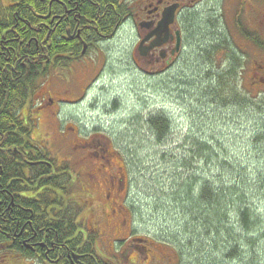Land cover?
<instances>
[{
    "label": "rangeland",
    "instance_id": "1",
    "mask_svg": "<svg viewBox=\"0 0 264 264\" xmlns=\"http://www.w3.org/2000/svg\"><path fill=\"white\" fill-rule=\"evenodd\" d=\"M240 1L194 0L182 24V52L162 75H150L144 64L130 60L136 35L120 32L115 44L99 54L103 75L87 99L77 107L67 106L57 120L50 112L41 114L38 134L47 133L51 153L70 161L68 199L77 202L78 187L84 183L80 175L90 166L101 168V177L121 175L122 184L113 188L115 194L128 196L133 234L157 245L169 264H264V95L248 90L252 53L242 55L243 71L237 68V77L224 79L223 85L240 88L249 101L222 103L228 95L224 92L213 98L217 78L226 74L229 64L227 43L238 52V36L249 29V13L237 14ZM65 84L55 76L43 82L54 89V96ZM156 115L167 117L170 126L160 144L145 124ZM77 129L86 131L78 140H95L104 152L96 147L81 153L71 149ZM101 181L99 194L104 195ZM234 182L241 184V210L250 217L246 229L241 224L240 260L214 253L216 234L206 237L192 219V200L202 185L229 188ZM231 223L230 218L229 229ZM232 225L233 234L239 235Z\"/></svg>",
    "mask_w": 264,
    "mask_h": 264
},
{
    "label": "flooded vegetation",
    "instance_id": "2",
    "mask_svg": "<svg viewBox=\"0 0 264 264\" xmlns=\"http://www.w3.org/2000/svg\"><path fill=\"white\" fill-rule=\"evenodd\" d=\"M193 1L0 0V83L7 81L20 90L8 110L0 104V117L7 116L9 122L6 130H0V142L4 148L10 146L12 156L0 158V195L9 193L10 198L9 204L0 199V264H169L157 245L133 234L128 196L123 191L115 194L113 188L122 184L123 177L114 171L101 177L103 170L90 166L80 175L84 183L78 187L77 202L69 200L70 161L53 155L48 134L37 131L42 113L50 112L57 120L63 109L81 105L99 85L103 75L99 54L115 44L122 31L136 35L132 62L135 58L144 64L150 75L171 69L183 49L182 24ZM172 7V23L160 28L163 13ZM243 10L250 21L249 29L238 36V55L254 56L247 81L249 91H258L259 96L264 94V0H242L237 14ZM54 76L66 83L56 96L54 89L43 86ZM21 124L26 136L9 145L13 129ZM85 132L77 129L71 149L81 153L96 147L104 152L95 140H78ZM55 177L64 183L59 187L63 203L77 210L74 233L63 215L36 198L52 190L38 182H52ZM99 181L104 183V195L99 194ZM73 244L78 247L71 249Z\"/></svg>",
    "mask_w": 264,
    "mask_h": 264
},
{
    "label": "trees",
    "instance_id": "3",
    "mask_svg": "<svg viewBox=\"0 0 264 264\" xmlns=\"http://www.w3.org/2000/svg\"><path fill=\"white\" fill-rule=\"evenodd\" d=\"M223 40L227 41L226 38H222V41ZM227 45L229 50L228 52L229 64L228 67L226 68L227 69L225 72L226 74L224 76L221 75L220 77L217 78V82H216L217 86L213 88L214 89L213 98L218 99L220 97L219 94H222L224 92V93H228V95H226L227 99H223V98L222 100L220 99L222 103L228 101V103L230 102V103H234L235 105H241L242 103H247L249 101L248 98H246L245 93L242 92V90L240 93L238 91L240 90V88H238L237 90L235 86H231V85L226 87L223 86L224 79H228L226 81L229 82L230 79L232 80L237 77V68L238 69L241 68L240 69L241 72L244 69V67L242 66V64H244V61L242 60L243 59L242 54L241 56L238 55L237 50L232 47V44L229 45L227 43ZM240 59H241V64H240ZM19 92L20 90H18V88H13L11 85H7V81L5 85L3 83L2 84L0 83V104L3 102V105L5 106V110H8L10 107H12L13 104L12 101H15L12 100V98L18 99ZM8 123L9 122L7 120V116L0 117V130H6V126ZM145 124L148 127V131L150 132L152 137H154L159 144L165 141L168 135L170 134L169 119L164 115H156L153 117H149ZM13 130L15 135L13 134L12 136H14L15 138L11 139L12 136L9 137V145L12 146L16 142H18V138L26 136L24 134L25 129L22 124L21 126L17 125L16 128H14ZM3 144H4L3 141L0 142V150H1L0 158L11 160L12 159V156L10 154L11 152L7 151V148H9L10 146L4 148ZM0 165L2 166V163ZM4 169L6 168H3V170ZM11 170L13 169L11 168ZM11 170L9 171V173L13 174ZM61 181H62L61 179L55 177L52 182H44V181L40 183L38 182L39 186L42 187H46V185L47 186L51 185L52 190L51 192H48V194L37 195L36 198L41 203H43L45 207L52 206L53 208H55L57 212L63 215V217L70 225L69 232L74 233L75 232L74 222L76 220L75 215L77 210L76 208H74L75 206H73L72 204L65 205L61 197L59 196L60 195L59 187L64 184ZM234 184L236 183L234 182ZM0 199L4 204H9V200H10L9 193L0 195ZM192 201L193 203H195L192 219L195 224H198L197 228L207 233L206 237L210 236V233L216 234L217 236L216 238L217 242L215 243L214 241L213 243L214 246L211 247L212 251L217 255H222L223 252H226L227 253L226 256L228 255L227 257H229L228 259L240 260L241 256L238 254H239V250L241 249V243L243 242V240L241 241V224L243 229H246L250 221L248 212L241 210V184L240 185L236 184L235 186L229 188H223L221 187V185L217 187V184H211V183H209V185L207 184L202 185L199 191L198 198L193 199ZM26 204H27L26 206L31 207L29 202H27ZM56 211H54L52 214H56ZM230 218L231 221H233V223H231V228L229 229L228 226H229ZM11 224L13 226L15 222L12 220ZM232 224H235L238 227V230L240 231L239 235L236 236V234L235 235L233 234L234 230L232 228L233 227ZM245 231L246 230H243V232ZM222 233H224L225 237L223 239H220L221 237L219 238V236ZM69 236L72 237V234H70ZM182 246L184 247V245ZM76 247H78V245L73 244L71 249ZM226 249H229V251H225Z\"/></svg>",
    "mask_w": 264,
    "mask_h": 264
},
{
    "label": "water",
    "instance_id": "4",
    "mask_svg": "<svg viewBox=\"0 0 264 264\" xmlns=\"http://www.w3.org/2000/svg\"><path fill=\"white\" fill-rule=\"evenodd\" d=\"M175 8H169L163 13V19L160 23V28H168V25L172 23L174 16Z\"/></svg>",
    "mask_w": 264,
    "mask_h": 264
}]
</instances>
